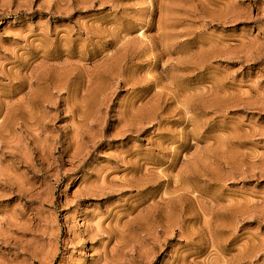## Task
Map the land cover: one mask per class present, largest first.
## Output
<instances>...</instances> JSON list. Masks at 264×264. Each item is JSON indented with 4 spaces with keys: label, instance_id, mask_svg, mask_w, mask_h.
<instances>
[{
    "label": "rangeland",
    "instance_id": "obj_1",
    "mask_svg": "<svg viewBox=\"0 0 264 264\" xmlns=\"http://www.w3.org/2000/svg\"><path fill=\"white\" fill-rule=\"evenodd\" d=\"M0 264H264V0H0Z\"/></svg>",
    "mask_w": 264,
    "mask_h": 264
}]
</instances>
